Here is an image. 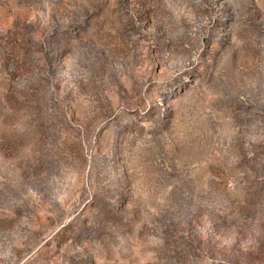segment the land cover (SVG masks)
<instances>
[{
  "label": "rangeland",
  "instance_id": "rangeland-1",
  "mask_svg": "<svg viewBox=\"0 0 264 264\" xmlns=\"http://www.w3.org/2000/svg\"><path fill=\"white\" fill-rule=\"evenodd\" d=\"M0 264H264V0H0Z\"/></svg>",
  "mask_w": 264,
  "mask_h": 264
}]
</instances>
